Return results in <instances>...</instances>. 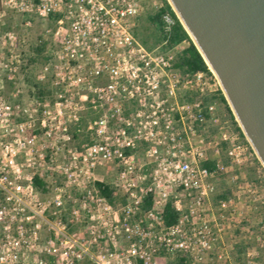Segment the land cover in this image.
Instances as JSON below:
<instances>
[{
    "label": "built area",
    "instance_id": "1",
    "mask_svg": "<svg viewBox=\"0 0 264 264\" xmlns=\"http://www.w3.org/2000/svg\"><path fill=\"white\" fill-rule=\"evenodd\" d=\"M5 3L30 18L57 17L56 84L78 87L124 126L87 149L95 168L118 160L113 201L97 185L104 181L94 179L82 195L69 193L68 204L66 187L80 186L68 171L66 187L46 200L35 184L44 178L43 153L20 161L15 150L0 159V264H263L264 165L224 115L220 80L212 70L183 72L180 51L153 54L135 38L147 5L160 8L162 1L0 0V7ZM164 22L166 29L174 24L169 14ZM127 111L133 119H123ZM95 124L110 131V120ZM209 124L218 138L207 142ZM138 139L148 145L150 177L127 153ZM223 176L231 186L226 197ZM148 194L153 206L144 209ZM169 201L179 213L171 225L163 218Z\"/></svg>",
    "mask_w": 264,
    "mask_h": 264
},
{
    "label": "rangeland",
    "instance_id": "2",
    "mask_svg": "<svg viewBox=\"0 0 264 264\" xmlns=\"http://www.w3.org/2000/svg\"><path fill=\"white\" fill-rule=\"evenodd\" d=\"M158 9L153 4L147 5L146 11L137 19L134 35L149 52L166 55L171 50L157 43L156 28L149 21V15ZM29 21L31 24L27 25ZM56 21L57 17L48 21L30 18V14L17 13L6 3L0 7V159L11 156L15 150H20V161L40 158L43 153L47 163L38 171L43 173V179L50 188L46 191L39 189L46 200L55 196L57 187H66L68 178L65 171L77 173L80 186L66 187L65 200H68L69 193L74 197L82 195L94 179H101L114 187L121 171L118 160L95 168L93 159L86 158L87 149L101 142L106 135H117L116 128L124 125L119 117L104 115L107 105L95 109V104L100 103L94 102L92 97H82L78 87L74 89L75 86L56 84L51 64L57 49L54 38L58 26ZM48 29L52 33L46 35ZM187 46L183 43L172 51L177 53ZM48 65L50 71L45 72ZM45 74L46 78L42 80ZM131 108L134 110L135 107ZM222 109L226 116L224 106ZM125 118L133 119L129 111L123 116ZM101 119L110 120L109 132L98 130L95 122ZM22 125L25 126L24 132ZM213 131V134L207 131V142L218 138L216 129ZM129 133L134 134V130H129ZM18 140L25 141L27 146L20 147ZM138 140L137 147L127 153L136 155L142 171L150 177L152 166L146 157L148 145L144 140ZM222 154L224 161L228 162L224 150ZM249 172L254 177L253 171ZM227 177L223 176L219 186L224 194L231 192ZM120 202H123L122 197L116 203ZM246 209H243L244 213ZM260 211L259 207L254 214ZM261 259L264 264V251L261 252ZM161 263L168 261L163 258Z\"/></svg>",
    "mask_w": 264,
    "mask_h": 264
},
{
    "label": "water",
    "instance_id": "3",
    "mask_svg": "<svg viewBox=\"0 0 264 264\" xmlns=\"http://www.w3.org/2000/svg\"><path fill=\"white\" fill-rule=\"evenodd\" d=\"M172 2L264 165V0Z\"/></svg>",
    "mask_w": 264,
    "mask_h": 264
},
{
    "label": "trees",
    "instance_id": "4",
    "mask_svg": "<svg viewBox=\"0 0 264 264\" xmlns=\"http://www.w3.org/2000/svg\"><path fill=\"white\" fill-rule=\"evenodd\" d=\"M162 7L158 9L157 12L154 14L149 15V21L155 26L157 34H158V41L159 44H164L165 49L172 50L183 43H187L188 46L181 50L176 56V66L181 69L183 72H191V73H198V72H205L212 75V71L206 62L204 56L194 43L192 37L190 36L189 32L186 30L185 26L179 19L178 15L176 14L173 6L170 4L169 0H161ZM169 14L174 21V24L170 29H166V25L164 22V15ZM221 101L222 105L226 111V117L229 118L236 129L241 134V137L246 140V136L236 119V116L224 94L221 90L219 95L217 96ZM207 102V101H206ZM209 131L213 134V128L209 124ZM212 166V163L208 164ZM35 184L38 188L46 191L47 184L43 179L37 177L35 179ZM102 195L108 199L109 201H113V189L112 187L106 182H98L97 183ZM229 193V191H227ZM222 195V197H226L228 193ZM153 206V195L148 194L144 201V209H150ZM179 217V213L174 209L172 206V202L169 201L166 205L165 212L163 218L168 225H171L177 221ZM169 264H180L179 262H170Z\"/></svg>",
    "mask_w": 264,
    "mask_h": 264
},
{
    "label": "bare ground",
    "instance_id": "5",
    "mask_svg": "<svg viewBox=\"0 0 264 264\" xmlns=\"http://www.w3.org/2000/svg\"><path fill=\"white\" fill-rule=\"evenodd\" d=\"M171 3H172V5L174 6V8H175V5H174V3L172 2V0H169ZM194 38V37H193Z\"/></svg>",
    "mask_w": 264,
    "mask_h": 264
}]
</instances>
